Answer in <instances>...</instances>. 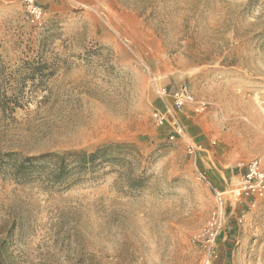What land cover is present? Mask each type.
I'll return each mask as SVG.
<instances>
[{
    "label": "rangeland",
    "instance_id": "rangeland-1",
    "mask_svg": "<svg viewBox=\"0 0 264 264\" xmlns=\"http://www.w3.org/2000/svg\"><path fill=\"white\" fill-rule=\"evenodd\" d=\"M34 1L0 0V264H264V196L207 231L264 159V0ZM180 84L208 108L172 138L156 86Z\"/></svg>",
    "mask_w": 264,
    "mask_h": 264
},
{
    "label": "built area",
    "instance_id": "built-area-1",
    "mask_svg": "<svg viewBox=\"0 0 264 264\" xmlns=\"http://www.w3.org/2000/svg\"><path fill=\"white\" fill-rule=\"evenodd\" d=\"M27 8L34 21L42 18L44 11L34 0H27ZM156 91L165 101V106L164 109H155L152 118L158 125L171 124L173 128L172 138L185 133L179 122L178 112L188 105L194 106L193 109L196 112H204L208 108V101L197 100L187 84H180L176 87L156 86ZM189 152L196 155V147L191 143L189 144ZM238 170L240 172V184L229 193L231 196L229 203L225 192L216 187L214 189L216 207L207 229L212 240L222 230L227 218L228 204L235 207L238 202L251 201L256 197L264 196V159L253 157L248 160H241L238 163Z\"/></svg>",
    "mask_w": 264,
    "mask_h": 264
},
{
    "label": "trees",
    "instance_id": "trees-1",
    "mask_svg": "<svg viewBox=\"0 0 264 264\" xmlns=\"http://www.w3.org/2000/svg\"><path fill=\"white\" fill-rule=\"evenodd\" d=\"M128 146L129 145L127 144L111 143L99 146L92 152H69L63 155L55 154L54 156L61 163L68 160L69 170L81 171L82 169H86L90 166L116 160L117 157L113 155V151L120 150Z\"/></svg>",
    "mask_w": 264,
    "mask_h": 264
}]
</instances>
